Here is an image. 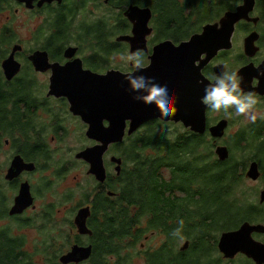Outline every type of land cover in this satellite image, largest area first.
Instances as JSON below:
<instances>
[{
    "label": "flooded vegetation",
    "instance_id": "1",
    "mask_svg": "<svg viewBox=\"0 0 264 264\" xmlns=\"http://www.w3.org/2000/svg\"><path fill=\"white\" fill-rule=\"evenodd\" d=\"M130 8L148 10L151 14L146 49H140L145 67L150 64L154 46L164 41L180 45L211 27L214 39L223 43L202 66L200 83H204L205 89L227 65L226 70L235 71L241 78L242 91L254 93L258 101L254 123L244 116H235L233 109L229 110L233 115L226 116L222 110L213 112L206 106L207 131L203 135L182 123L159 119L147 122L133 135L150 123L179 125L195 137L204 136L212 159L218 163L225 161L219 159L217 148H226L229 153L226 161L236 159L243 182H264V159L259 156L264 152V119H261L264 116V0H0V264H63L61 257L74 246H92L91 258L79 264H94L95 259L96 264H133L135 259H141L143 264H257L241 252L227 258L219 250V241L223 233L237 231L244 223L264 226V203L260 199L259 205L255 204L263 210L260 219L235 220V227L216 232L223 231L219 237L212 233L210 240L207 238L208 246L215 250L206 254L203 252L209 247L204 245V238L193 233L197 228L187 219L193 213L199 215L197 206H179L173 198L168 205L167 201L159 203L158 206L164 204L163 211L153 212L150 202L142 204L135 191L129 197L132 227L124 239L125 245L116 235L109 234L106 241L104 237L97 238L93 227L103 224L102 198L110 201L114 210L118 207L116 193L107 184L119 187L125 162L120 157L122 165L118 174V165L111 162L118 157V149L117 144H112L104 154L106 181L100 183L90 175V165L76 156L97 142L87 138L88 125L71 112L69 100L50 92L57 82L56 71L70 64L75 68L80 62L84 71L99 75L110 70L134 72L131 62L125 68L105 65L112 55L132 53L128 40L118 41L134 37L135 24L126 16ZM68 49L75 51L70 55ZM36 55H43L44 61L32 59ZM206 58L203 54L196 67ZM9 59L14 67L10 62L11 66L6 68ZM221 121L227 123L225 134L214 138L210 128ZM104 126L108 127L109 123L104 121ZM231 128H236V133H230ZM72 135L77 141L73 147L66 148ZM53 153L66 156L59 166L50 164ZM243 153L247 156L244 165L239 160ZM15 160L20 162V169L11 171ZM252 163L259 167L257 180L247 175ZM73 167L81 168L82 177H74V188L62 191L61 182ZM85 176L97 184L87 189ZM170 179L171 176L167 180ZM24 190L32 204L15 212L16 200ZM87 207L90 208L87 227L92 235L81 234L75 224L79 211ZM61 213L64 215L57 220V214ZM180 220L190 224L183 226V242L172 235L180 227ZM252 238L264 244V232H254ZM119 244L123 247L113 250ZM124 250L128 254H123Z\"/></svg>",
    "mask_w": 264,
    "mask_h": 264
},
{
    "label": "water",
    "instance_id": "2",
    "mask_svg": "<svg viewBox=\"0 0 264 264\" xmlns=\"http://www.w3.org/2000/svg\"><path fill=\"white\" fill-rule=\"evenodd\" d=\"M126 16L135 24L134 37L119 38L118 41L128 40L132 45V53L140 49L145 50L146 35L149 33L147 24L151 17L150 11L131 9ZM212 29L206 27L202 35L194 36L180 45H175L172 41H164L154 46L149 57L150 64L142 70L138 71L135 68L133 73H129L152 78L155 83L162 86L167 85L171 105L176 110L175 116L162 117L156 105H146L133 100V96L137 93L129 89V83L125 79V76L129 74L112 70L104 75L93 74L84 71L80 62L75 68L71 67L72 64L61 69L57 68V82L51 86L50 94L66 97L70 102L71 112L80 116L88 125L87 138L96 141L97 145L85 149L76 157L85 160L90 165L88 173L93 175L98 182L104 183L107 178L104 154L108 147L112 144H122L126 136H132L147 122L159 119L164 122L182 123L198 134L206 133V106L201 102L205 89L204 83H200L203 78L200 72L202 66L215 55L219 45L223 43V41L214 39ZM68 50L70 55L75 51ZM203 54H206V60L202 61L200 67H196V62ZM32 59L39 63L44 61L43 55L32 56ZM7 62L6 68L11 66L12 61L9 59ZM12 65L14 67V63ZM104 121L109 123L108 127L104 126ZM128 122L130 124L127 129ZM226 127V121H221L211 127L212 137L222 138ZM217 155L221 161H226L229 157L228 150L224 147L217 148ZM16 161L18 160L14 161L11 171L20 169V162ZM111 162L118 165L116 171L120 174L122 159L114 157ZM247 175L253 180L259 179L260 171L257 163L250 165ZM260 203H264V189L260 193ZM31 204V197L24 190L16 200L13 210L21 212ZM89 216L90 208L87 207L81 209L75 219V224L81 234L92 235L87 227ZM254 232H264V226L244 223L237 231L223 233L219 241V250L227 258H233L241 252L257 264H264V244L252 238ZM91 256L92 246H74L69 253L61 257V262L79 264L90 259Z\"/></svg>",
    "mask_w": 264,
    "mask_h": 264
},
{
    "label": "trees",
    "instance_id": "3",
    "mask_svg": "<svg viewBox=\"0 0 264 264\" xmlns=\"http://www.w3.org/2000/svg\"><path fill=\"white\" fill-rule=\"evenodd\" d=\"M152 124L156 123L148 124L144 134L126 137L124 141L126 145L124 142L116 145L117 148H124L120 152L132 166L125 168L119 178L120 190L119 187L114 188L113 183L107 184L116 193L118 207L114 210L110 201L102 198L103 224L93 227L98 240L104 237L103 240L106 241L110 239L109 234L116 235L123 245L124 239L131 233L132 220L129 216L128 204L133 191L136 196L141 197L142 204L146 205L147 201L150 202V210L153 212L163 211L164 204L158 206L159 203L167 201L168 205L173 198L179 202V206L186 208L191 205L197 206L199 215L193 213L194 216H189L187 219L193 221L197 229L192 231L200 238H204L205 246H208L207 238L210 240L212 233L224 230L226 227H235V220L242 222L260 219L262 214L260 211L263 210L249 203L247 194L241 190L243 179L239 175V164L235 158L218 163L212 159V152L204 136L195 137L185 132L169 137L165 133L156 132V126L161 123ZM202 147L203 149L199 150ZM148 151L152 153L147 154ZM259 156L264 159V152ZM164 168L170 170V180L164 179L162 174ZM89 181L92 183L91 186L96 183L95 181L93 183L92 179ZM86 187L90 186L86 185ZM115 222H117V230H114ZM184 224L190 225L186 221ZM121 244L113 250H119L125 245L121 246ZM208 247V251L203 254L215 250L213 246ZM96 263L95 259L94 264Z\"/></svg>",
    "mask_w": 264,
    "mask_h": 264
},
{
    "label": "clouds",
    "instance_id": "4",
    "mask_svg": "<svg viewBox=\"0 0 264 264\" xmlns=\"http://www.w3.org/2000/svg\"><path fill=\"white\" fill-rule=\"evenodd\" d=\"M120 60L131 62L138 71L145 67L141 50L127 56L121 54ZM224 68L225 70L220 75L212 78L213 82L205 86V95L201 98V102L213 112L222 110L226 116H232L233 113L229 110L233 109L235 116H244L254 123L257 120L255 106L258 103L255 94L244 93L240 87L241 78L235 71L226 70L227 65ZM125 79L129 83V89L137 93L133 96V100L146 105H156L162 117L176 115V110L171 105L167 85H159L152 78H146L142 75L129 74L125 76ZM261 119H264V116H261ZM179 225L180 227L176 228L172 235L183 242L185 239L182 235L184 221L180 220Z\"/></svg>",
    "mask_w": 264,
    "mask_h": 264
},
{
    "label": "rangeland",
    "instance_id": "5",
    "mask_svg": "<svg viewBox=\"0 0 264 264\" xmlns=\"http://www.w3.org/2000/svg\"><path fill=\"white\" fill-rule=\"evenodd\" d=\"M154 43H155V40L151 42V44H154ZM27 46H29V44H27ZM120 55L121 54L112 55V57L109 58L108 61L105 62V65H107V68H114V67H122V68H125V67H127L129 65V62H125V61L120 60ZM123 55L127 56L129 54L127 53V54H123ZM145 130L146 129L142 130L137 135L140 136V135L144 134L145 133ZM236 130H237L236 128L235 129L234 128H231L230 133H234V132L236 133ZM156 132L157 133H165L169 137H174V136L179 135L180 133H185L184 130H183V128H181L179 125H176V124H165V123H162L161 125H157L156 126ZM229 136H230V134H229ZM76 141H77V138L75 136H73V135L70 136V140H67V142L65 144L66 148L69 147V145H71L73 147V145H75ZM124 144L126 145L125 142H124ZM117 149H118V157H121L122 159H124L125 168L128 169L131 164H130V162H128L126 160L125 155L122 152H120V150H124V148L123 147H119ZM151 153H152L151 151H148L147 152V154H151ZM52 155H54L50 159V164L52 166H59L61 164V162L65 160L64 157H66V156H62V155H56L55 153H53ZM246 157L247 156H246L245 153H243L239 157V160H241L242 165L245 164ZM240 173H241V171H240ZM82 174H83V172L81 171V168L80 167L69 168V171L67 170V172L65 174L66 177H65L64 181L61 182L62 191L65 188H71V189L74 188V185L76 183V180L75 179L73 180V178L74 177L81 178L82 177ZM162 174H163V176H164L165 179H168L171 176L170 170H168L166 168H164L162 170ZM243 174H244V172H243ZM89 179H91V178H89ZM89 179H88L87 176H85V182L87 181L86 182V185L87 186H91L92 185V183L89 181ZM86 188L88 189L89 187H86ZM263 188H264V182H260V181L253 182V181H250V180L249 181L248 180H245V182H243V186H242V189L241 190L244 193L247 194V199H248V202L249 203H254V204H258L259 205V199H260L259 198V194H260L261 190H263ZM119 190H120V186H119ZM62 215H64V214L63 213L57 214L56 219L57 220H60L62 218ZM54 227H57V226L54 225ZM221 233H215V236H218L219 237ZM155 242H158L159 243L160 241L159 240H156ZM123 245H124V243H123ZM122 253L123 254H128V252L125 251V250ZM133 264H143V261L141 259H135V260H133Z\"/></svg>",
    "mask_w": 264,
    "mask_h": 264
}]
</instances>
